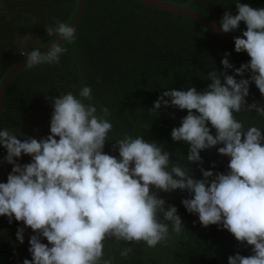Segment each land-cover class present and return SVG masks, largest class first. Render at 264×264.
Returning <instances> with one entry per match:
<instances>
[{"label":"clouds","instance_id":"clouds-1","mask_svg":"<svg viewBox=\"0 0 264 264\" xmlns=\"http://www.w3.org/2000/svg\"><path fill=\"white\" fill-rule=\"evenodd\" d=\"M235 6L236 14H223L220 30L234 32L243 22L246 29L234 37L235 51L246 52L250 60L237 68L226 52L224 70L210 71L211 82L204 90L167 89L150 108L154 114L169 106L187 110L172 129V139L186 142L187 162L200 165L202 150L223 145L218 153L230 158L226 173L201 167L203 178L197 179L187 164L169 169L171 153L144 136L125 135L113 145L118 156L105 153L113 125L106 107L98 115L97 106L84 102L93 98L90 86L81 89L79 98L72 92L48 97L53 112L46 137L22 133L26 138L21 140L15 131L0 129V145L7 150L3 159L13 165L7 182H0V216H7L9 223L22 222L16 232L21 244L25 228L34 233L28 249L32 258L23 264H99L104 241L112 237L155 248L168 239L169 226L175 233L184 226L177 207L166 208L158 196L174 190L189 192L182 203L189 213L198 214L202 226L218 225L251 247V255L237 252L228 257V264H264V131L245 129L234 115L255 111L264 117V104L246 99L253 82L264 95V7L241 0H235ZM45 32L56 39L43 51L36 46L38 39H22L33 45L18 50L28 67L59 64L67 51L60 42L76 38L75 27L62 21L46 25ZM228 69H234L233 74ZM23 155L31 162L19 163ZM130 252L126 247L120 255Z\"/></svg>","mask_w":264,"mask_h":264},{"label":"rangeland","instance_id":"rangeland-1","mask_svg":"<svg viewBox=\"0 0 264 264\" xmlns=\"http://www.w3.org/2000/svg\"><path fill=\"white\" fill-rule=\"evenodd\" d=\"M80 1L0 0V89L8 71L25 59L18 53L19 48L33 46L31 41L25 44L22 39L28 35L38 39L36 46L41 50L55 38L47 35L45 26L54 21L69 24ZM164 1L195 8L218 23L226 11L237 13L235 0ZM241 2L264 7V0ZM87 7L92 10L83 13L75 41L61 43L67 51L61 55L59 64L27 66L13 76L9 82V85L13 84V91L6 98L0 113V129L15 131L21 140L26 135L37 139L46 137L50 134L53 112V101L50 99L68 92L79 98L81 89L90 86L93 98L84 102L97 106L98 115L100 109L106 107L110 113L106 118L113 125L105 153L118 156L113 145L115 140L125 135L144 136L171 153L169 169L177 163L181 166L187 164L197 179L203 178L201 167L226 173L230 158L218 153V148L223 145L202 150L203 164L200 165L187 162L189 145L186 142L172 139V129L180 125L187 110L169 106L162 107L160 114H154L150 108L167 89L187 90L195 86L198 91L204 90L211 82L208 73L214 69L224 70L222 59L226 52L231 53L228 58L237 68L250 60L248 54L237 53L234 43L207 33V28L196 19L140 0H88ZM245 29L246 25L241 22L240 29L234 33L242 35ZM227 71L233 74L234 69ZM248 75L245 74L246 77ZM246 99L249 104H264V95L254 82ZM234 115L245 129L256 126L264 131V117L255 111ZM212 132L215 134V129ZM6 155L7 150L0 145V182H7L13 167L3 159ZM17 160L21 164L29 163L31 157L23 155ZM158 196L165 199L166 208L175 205V201L190 198L186 190L160 191ZM190 214L199 222L198 214ZM182 221V231L175 233L169 226L168 239L155 248L148 247L143 241L129 243L117 241L114 237L106 239L99 264H105V261L110 264H177L175 257L179 243L185 226L190 224L188 220ZM19 227H23L22 222L13 219L9 223L7 216H0V248L19 242L16 237ZM208 228L226 230L215 224L204 229ZM33 234L31 228H25V240ZM43 242L47 243L46 238ZM126 247L131 248V252L122 257L120 253ZM26 258L32 257L28 249H23L9 264H23Z\"/></svg>","mask_w":264,"mask_h":264},{"label":"trees","instance_id":"trees-1","mask_svg":"<svg viewBox=\"0 0 264 264\" xmlns=\"http://www.w3.org/2000/svg\"><path fill=\"white\" fill-rule=\"evenodd\" d=\"M91 10L92 8H85L84 14L90 13ZM81 21L82 19L79 24ZM203 25L207 28L205 30L207 33L215 34L207 25ZM12 91L13 84H10L7 87L6 98ZM173 203L178 209V215L190 223L185 226L179 243L177 257H175L177 264H228V257L237 252L245 256L252 254L251 247L240 244L228 230H210V227L204 229L205 227L187 211L182 201ZM29 247V240H25L23 244L15 242L2 246L0 248V264H9L19 251L29 249ZM132 264L138 263L132 262Z\"/></svg>","mask_w":264,"mask_h":264},{"label":"water","instance_id":"water-1","mask_svg":"<svg viewBox=\"0 0 264 264\" xmlns=\"http://www.w3.org/2000/svg\"><path fill=\"white\" fill-rule=\"evenodd\" d=\"M140 1L154 5V6L159 7L165 11H168V12H173V13H176L179 15H184V16H188L190 18L196 19L197 21L207 25L218 37L223 38L229 42L234 43V37L240 35V34H237L234 32H230V33L222 32L220 30V24L215 19H213L212 17H210V16L202 13L201 11H199L195 8H192L190 6L177 5V4L170 3V2H167L164 0H140ZM87 2H88V0H81L80 1V4L76 10V13H75L73 19L71 20V22L69 23V25L75 27V29L77 28V26H78V24H79V22L83 16ZM55 39H56V37L50 43H48L45 47H43L41 49V51H43L45 48H47ZM63 42L64 41H61L60 43H63ZM25 67H27L26 61L22 60L21 62L14 65L6 74V76L2 82V85H1V89H0V113L2 112L4 105H5L6 91H7V87L9 85V82L11 81L13 76H15V74H17L19 71H21Z\"/></svg>","mask_w":264,"mask_h":264}]
</instances>
